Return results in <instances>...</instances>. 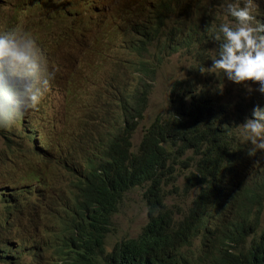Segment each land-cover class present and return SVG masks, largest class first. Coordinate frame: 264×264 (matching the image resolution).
Returning a JSON list of instances; mask_svg holds the SVG:
<instances>
[{"label":"trees","instance_id":"16d2710c","mask_svg":"<svg viewBox=\"0 0 264 264\" xmlns=\"http://www.w3.org/2000/svg\"><path fill=\"white\" fill-rule=\"evenodd\" d=\"M10 1L0 0V22L5 26L12 25V19L19 24L13 10L7 8ZM162 1L165 12L161 13L159 8L152 10L145 24L157 32L165 28L163 36L174 43H182L180 28L173 25L166 14L182 5L205 9L210 4L209 0H198L194 4L193 0ZM18 2H30L29 7L34 8L33 13L27 10L23 27L59 28L68 21L67 13L63 15L65 0ZM254 10L256 20L264 22V0H254ZM172 29L175 32L172 33ZM159 42L155 53L145 46H136L140 53L149 56L138 70L142 77L154 70L151 65H159L165 56L168 45L162 40ZM201 74L207 75V80H215L212 73ZM150 82V79L142 82L139 91L128 98L119 97L120 112L112 117L110 130L101 134L98 145L89 142L84 131L82 136L89 149H73L79 156L86 150L84 163L74 162L68 168L81 196L73 206L77 204L76 211L83 215L85 227L77 232V240L64 241L66 256H56V264H264V225L261 223L264 156L259 153L248 156L247 149L233 146L235 141L231 136L236 125L244 122L239 121L238 115L250 118L247 105L249 114L241 110L235 115L231 111L215 112L213 99L204 97L202 91H194L193 83L186 82L180 87L182 84L175 81L168 108L144 129L137 149L132 150L129 138L142 118ZM240 86L237 84V88ZM187 92L191 93L192 101L185 111L181 95ZM251 92L249 98L253 105L264 104V97L255 89ZM35 135L37 139L32 140V147L38 156L49 153V141L42 139L43 135ZM15 140L20 146L24 145L18 135ZM17 153L12 169L5 168L10 176L29 157L24 149L19 148ZM186 153H189L186 158L180 157ZM184 168L190 170L180 178ZM46 170H51L48 159L42 167V171ZM27 181L34 188L42 184L39 175ZM2 184L9 197L22 189ZM137 187L143 190L145 225L136 236L117 241L106 251V233L110 230L112 216L118 212L126 195ZM34 199L40 198L34 195ZM81 203L83 206L78 207ZM43 204L36 203V208L42 209ZM21 205L10 213L16 214ZM31 208L35 207L31 205ZM88 208H92L89 218L84 215ZM62 209L63 204L50 214L57 216ZM29 225L35 226L32 222ZM40 231L44 233L47 228ZM0 262L15 264L2 253Z\"/></svg>","mask_w":264,"mask_h":264},{"label":"rangeland","instance_id":"374dc122","mask_svg":"<svg viewBox=\"0 0 264 264\" xmlns=\"http://www.w3.org/2000/svg\"><path fill=\"white\" fill-rule=\"evenodd\" d=\"M65 1L63 6L67 13L68 25L71 27V42L65 48H67V56L73 60L72 73L68 67L63 43L60 46L53 45L52 54L55 56L58 49L63 51L61 62H65L67 66L65 67L66 74L62 79L66 89L73 92L75 96H71L70 102L65 103V94L61 86H48L43 96L45 101L41 111L61 121L60 127L66 131V134L62 136L60 132H56L54 138H49L47 135L42 136V139L53 140L48 144L51 153L46 155L51 163V170L42 171L43 155L37 156L27 152L29 157L24 159L22 172L17 174V177L22 175L23 180L20 186L24 193L22 197L21 193H18L13 202L17 205L23 203L22 210L27 212L25 213L29 221L32 216L28 212L32 209V203L35 202L34 195L40 198V204L45 203L42 209L46 213L56 211L58 209L56 203L59 201L62 204L63 200L73 201L75 196L73 180L68 177V169L61 167L55 161V157L60 152L61 158L69 166H72L74 162L81 164V159L84 158L75 155L73 149H89L88 142L83 139V132L88 134L89 142L98 145L101 134L110 130L112 117L120 112L119 97L128 98L137 93L142 82L150 79L151 84L142 118L129 138L133 149L137 148L144 129L168 108L172 84L175 81L182 84L180 87L186 82L193 83L194 91H202L204 97L213 99L215 112L231 111V114L235 115L238 110H241L249 114L248 107L251 115V109L254 106L249 98L248 87L255 89L257 87L255 84L248 83L247 87L241 84L237 88V84L228 80L224 81L215 74V80H207L205 78L207 75L203 76L199 70V67L207 68L211 65L209 56L216 47L215 42L211 40V27L223 18L225 19L218 0H209L211 3L205 9L197 8L195 5H182L166 14L171 23L180 28L179 40L182 43H174L171 38L163 36L165 28L157 32L145 24L150 20L149 15L152 10L159 8L161 13L165 12L162 0ZM196 1L198 0L191 2L194 4ZM29 3L11 0L7 5L9 10H13L20 25L25 22L28 15L27 10L31 13L34 11V8L29 7ZM71 3H73L72 7ZM20 27L14 24L10 29ZM173 32L175 29H172ZM159 40L166 42L172 51L163 58L159 65H151L154 70L149 71L146 77H142L138 69L139 61L143 59V56L133 50V45L145 46L151 53H155L158 50ZM174 44H177V47H174ZM95 63L99 70L110 71L109 79H106L107 83L104 82L107 74L103 72L100 74L101 80L95 84L94 74L97 73V69L93 67ZM82 88L83 90H80ZM190 94L187 92L181 95L182 107L185 111L191 106ZM43 120L45 130L54 129V125L50 124L47 119L43 118ZM21 129L24 131L23 128ZM7 135L6 137L10 139L9 143L6 142L4 135L0 134V154L3 167L11 169L17 161L16 154L21 146L15 140L18 135L17 129ZM231 136L241 149H247V145L240 143L236 129L232 131ZM13 142L19 148L4 150V148L11 149L10 145ZM21 142L25 141L21 140ZM189 153L180 157L186 158ZM175 167L177 168L176 165ZM189 170L184 168L179 177L187 174ZM37 175L40 176L42 184L34 188L27 180ZM3 179L8 180V178ZM142 192L143 190L137 187L124 198L118 212L113 217L111 231L106 240L107 249H111L112 245L121 238L136 236L143 228L147 218ZM29 198L31 199L28 200ZM56 219L57 224L63 221V218ZM261 220L264 224V199ZM39 221L38 225L43 227V222ZM30 243L33 244V242ZM0 264L6 263L0 262Z\"/></svg>","mask_w":264,"mask_h":264},{"label":"clouds","instance_id":"9594fccd","mask_svg":"<svg viewBox=\"0 0 264 264\" xmlns=\"http://www.w3.org/2000/svg\"><path fill=\"white\" fill-rule=\"evenodd\" d=\"M218 2L225 19L223 18L211 27V40L216 43V47L209 56L211 65L207 68L202 66L199 70L201 73H212L226 78L234 84H243L246 87L250 81L249 83L257 85L255 91L264 97V22L255 18L254 0H218ZM64 14H66L65 11ZM14 24L21 26L12 19V25ZM12 25L5 26L0 22V127L4 128L0 134L4 135L6 142L9 143L10 139L6 135L17 129L19 139L25 141L21 149L38 156L32 147V140L36 138V133L47 135L49 138H54L56 132H60L62 136L66 134V131L60 127L61 121L50 117L41 109L45 101L43 96L47 92L48 86L63 87L65 103H69L71 96H75L73 92L66 89L61 76L65 72L66 63L61 62L52 54L54 47L49 43L54 41V46L55 44L60 46L63 43L67 56L65 47L71 42V27L68 25V21H65L59 28L54 26L50 29L38 28L33 25L10 29ZM133 47L135 52L143 56V59L139 61L140 68L143 62L146 63L149 56L146 53H140L135 45ZM174 47H177V44H174ZM168 51H172L169 46L166 48L165 56ZM67 59L70 73H72L73 60L68 56ZM93 67L97 69V73L94 74L95 84L101 80L100 74L103 72L107 74L104 79V82L107 83L110 71L99 70L96 63ZM252 90L251 87H248L249 92ZM147 97L148 95L146 99ZM238 116L239 121L244 122L236 125V135L240 143L247 145V155L252 157L259 153L264 156V104L254 105L250 118L245 114ZM43 118L54 125V129L45 130ZM51 141L53 142V140H49V142ZM233 146L241 149L240 145L235 142H233ZM10 148H4V150H16L19 147L13 142ZM131 149L135 150L132 148V144ZM85 151L81 154L83 158L86 155ZM74 152L77 155L75 150ZM50 153L51 150L44 154L42 159L46 160V155ZM55 161L61 167L69 168V165L58 155L55 157ZM81 161L84 163L82 159ZM22 169L23 166L10 176L11 173H6V169L3 167L0 154V183L19 187L23 179L22 175L17 177V174L22 172ZM2 177L8 178V180ZM68 177L74 180V176L69 171ZM73 185L75 188L73 201H75L79 191L74 182ZM3 188L0 187V190ZM18 193H21L22 197L24 192L21 189L16 191L13 197H9L4 191H0V204L13 202ZM73 201L65 202L63 200L62 212L57 217L53 216L49 220L43 221V227H47L53 237L52 256L65 257L67 249L64 247V241L77 240V232L85 227L83 215L77 213ZM36 203H40V199L32 203L36 213L31 215L30 221L27 220L25 211L22 212L23 203L15 214L17 220L10 215L0 220V253L8 257L11 263H47L48 236L40 231L41 227L29 225L30 222L37 223L40 220L39 215L44 212L43 209L36 208ZM56 218H63V221L57 224ZM112 222L107 237L111 231ZM14 239L17 240L18 248L8 251L6 246ZM105 247L106 250H110L107 249L106 243Z\"/></svg>","mask_w":264,"mask_h":264},{"label":"bare ground","instance_id":"6f19581e","mask_svg":"<svg viewBox=\"0 0 264 264\" xmlns=\"http://www.w3.org/2000/svg\"><path fill=\"white\" fill-rule=\"evenodd\" d=\"M51 44H52V42H51ZM54 44V43H53ZM52 44V45H53ZM62 52L63 51H61V49H58L57 51H56V53H55V56H57V59L58 60H62L63 58H62ZM67 66V65H66ZM66 74V72H64V73H62L61 74V76L63 77L64 75ZM214 126V125H213ZM144 132V131H143ZM59 146V145H58ZM18 155V153L16 154V156ZM58 156L61 158V154H60V152H59V154H58ZM62 160H63V158H61ZM12 167H13V165H12ZM12 167H11V169H12ZM5 168H7V167H4V169ZM7 169H9V168H7ZM11 169H9V170H11ZM164 181H165V179H164ZM168 182V181H167ZM165 183V182H164ZM169 184H170V182H169ZM165 186V185H164ZM0 187H3V184L2 183H0ZM164 189V188H163ZM168 189V188H167ZM0 191H4L5 193H6V191H5V189L3 188L2 190H0ZM81 191V190H80ZM164 191V190H163ZM168 191V190H167ZM169 191H171L170 189H169ZM168 191V192H169ZM172 192V191H171ZM174 193V192H173ZM79 194H80V192H79ZM54 195V194H53ZM57 195V194H56ZM165 195V194H164ZM78 197H81V196H79L78 195ZM21 198V197H20ZM173 198V197H172ZM19 200H21V199H19ZM76 200H78V199H76ZM71 201V200H70ZM18 202V201H17ZM57 202V201H56ZM72 202V201H71ZM77 201H75L73 204H75ZM166 203V202H165ZM173 203V202H172ZM18 204H20V203H18ZM58 206H60V205H62V202H57L56 203ZM77 205V204H76ZM79 206L78 207H80V206H83L82 205V203H81V205L80 204H78ZM119 205V204H118ZM7 206V207H6ZM3 205V204H0V219H2V218H5L7 215H10L12 218H14L15 220H17V218H15V212H14V214H11L10 213V211H11V209H13L14 207H16V206H18L17 204H15L14 202H9L7 205ZM8 208V209H7ZM90 209H92V208H88L87 209V211H85L84 212V215L86 216V217H88V216H90V214L92 213H90ZM44 210V209H43ZM78 210V209H77ZM23 211V210H22ZM79 211H81V210H79ZM84 211V210H83ZM93 211V210H92ZM26 212V211H25ZM95 212V211H94ZM27 213V212H26ZM30 215H34L35 213H36V210L33 208V209H30L29 210V212H28ZM79 213V212H78ZM81 213H83L82 211H81ZM80 214V213H79ZM95 214V213H94ZM113 214V213H112ZM53 216H55V215H53V214H50V213H46V212H42L40 215H39V217H40V221H47V220H49L51 217H53ZM110 217V216H109ZM113 217V216H112ZM89 218V217H88ZM28 219V218H27ZM56 220H58V218L56 219ZM62 220V219H61ZM89 220V219H88ZM39 221V222H40ZM112 221V220H111ZM99 222H101V220L99 221ZM145 223V222H144ZM39 223H35L34 225L35 226H37ZM40 225H43V224H41L40 223ZM100 225V224H99ZM264 225V224H263ZM39 226V225H38ZM44 226V225H43ZM40 227V226H39ZM103 227H104V225H103ZM42 228H47V227H41L40 229H42ZM107 229V228H106ZM44 234H46L47 236H48V238H47V244H48V246H49V249H48V253H47V263L46 264H56V256H52V253H53V250L51 249V245L53 244V237H52V235H51V232H50V230L47 228V231H45L44 232ZM106 235H107V233H106ZM131 240V239H130ZM124 241H125V239H124ZM126 241H127V239H126ZM18 248V245H17V240L15 241V242H13V243H11L10 244V247L7 249L8 251H13V250H16ZM107 251V250H106ZM9 253V252H8ZM133 254V253H132ZM131 255V254H130ZM5 256V255H4Z\"/></svg>","mask_w":264,"mask_h":264},{"label":"flooded vegetation","instance_id":"af4514ba","mask_svg":"<svg viewBox=\"0 0 264 264\" xmlns=\"http://www.w3.org/2000/svg\"><path fill=\"white\" fill-rule=\"evenodd\" d=\"M211 3V2H210Z\"/></svg>","mask_w":264,"mask_h":264}]
</instances>
